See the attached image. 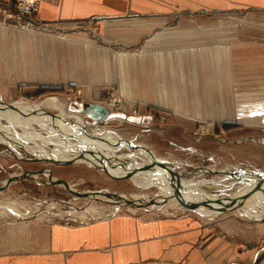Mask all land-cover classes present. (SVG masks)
Returning a JSON list of instances; mask_svg holds the SVG:
<instances>
[{"label":"crops","instance_id":"1","mask_svg":"<svg viewBox=\"0 0 264 264\" xmlns=\"http://www.w3.org/2000/svg\"><path fill=\"white\" fill-rule=\"evenodd\" d=\"M11 2L0 0V7ZM241 8H264V0H38L34 22L65 35L0 25V99L16 96V90L26 94L36 86L66 84L90 96L91 87L118 84L131 97L165 104L156 96L160 88L180 94L173 81L184 84L182 65L189 55L170 47L172 34L153 25ZM95 19L96 29L59 27ZM155 74L166 83L156 84ZM246 172L234 175L254 190V198L212 214L215 218L150 211L153 207L93 219L76 218L70 210L18 215L9 209L7 219L0 220V264H264V199L255 198L264 195V188L248 182ZM224 181L211 184L220 192L214 196H225L219 186L234 183Z\"/></svg>","mask_w":264,"mask_h":264},{"label":"rangeland","instance_id":"2","mask_svg":"<svg viewBox=\"0 0 264 264\" xmlns=\"http://www.w3.org/2000/svg\"><path fill=\"white\" fill-rule=\"evenodd\" d=\"M12 2L8 6L0 7V20L4 12L11 10ZM32 16L33 14L29 16L30 20L34 21ZM98 22L97 19L87 20L83 23L72 22L59 27L65 29L90 26L96 29ZM3 25L25 31L46 32L59 38L65 35L62 30H50L48 26L38 23L33 25L32 30L22 29L12 23ZM156 26L160 27L159 30L166 28L165 32L172 34L168 42L170 47L173 46L180 52L185 51L189 55L182 65L185 69L184 84L182 85V81H173L180 94L173 96L172 92L165 93L160 88V93L156 96L157 99H163L165 104L131 97L118 84L91 87L87 89L90 96L83 95L82 88L71 84L60 87L36 86L32 92L25 94L23 90H16V96L0 101L7 106L36 105L42 113L49 115H46L47 117L55 115L71 124H83L94 131L112 132L118 139H122V142L129 141L148 150H136L128 146L119 148L118 151L128 154L127 162L145 163L160 158L173 173L180 174L182 181L192 179L201 181L202 184H195V187L206 199H209L205 201L206 205L219 208L222 204V206L232 204L234 197L230 194L242 187L246 190V185H242L244 181L242 180L240 185L235 173L238 174L241 169L248 170L247 181L255 183L261 179L259 174L264 173V8L224 10L222 14L213 18H184L179 23L166 24L159 22L158 25H153V29ZM129 29L133 31V26ZM166 48L167 46L162 50ZM154 77L156 84L161 86L166 83L162 78L158 82L156 74ZM168 79L171 80V77L168 76ZM170 87H172L171 83ZM92 92L94 93L91 94ZM178 98L177 112L174 111L173 105ZM74 102L98 103L109 112L123 113L126 117L139 116L141 119L137 123H132L121 118H110L92 124L88 117L84 115L81 117L79 113L73 111L76 107ZM169 102L173 103L172 106ZM22 115L25 119H31L30 116L35 117L33 111L29 110ZM30 121L34 130L39 127L33 119ZM48 122L50 120H43L41 124ZM6 124V120L1 118L0 135L3 134L5 130L3 127ZM17 130L22 131L20 127L15 129ZM2 147L7 145L0 143V150ZM13 155L30 157V154L20 146ZM121 166L115 167L116 171L126 167ZM47 167L51 170V179L66 181L70 188L78 193H126L136 199L134 202L137 207L128 206L122 200H117L119 204L115 205V199L99 194L89 196L73 194L60 184L48 182L43 173L36 175L37 181L23 178L4 185V179L10 175L22 171H38ZM144 174L142 173L138 179L139 182L144 183V188H137L131 179L116 177L113 174L111 176L95 166L15 159L9 151L4 150V153H0V187L4 186L0 190V220L7 219L5 216L8 215L6 212L9 209L18 215L44 209L65 215L70 210L77 216L76 218L93 219L117 213L119 210H144L149 207H153L150 211L154 212L183 211L188 214L192 212L195 218L200 215L201 218H215L211 217L210 209L200 211L190 209L174 198L152 203L159 200L163 193L158 186H145ZM164 179L167 181L166 178ZM222 179H225V183L231 180L235 184L231 182L228 185H220V188H224L225 196L219 194L214 196L219 191L211 184ZM175 183L173 184L176 186ZM262 184L264 185V181ZM164 185H167L166 189L174 190L170 183ZM178 190L181 192L179 187ZM226 198L228 202L225 201ZM255 198L264 199V195ZM199 201L194 199L191 202ZM246 202L247 198L240 200L234 206ZM214 210L218 212L217 214L223 212ZM262 235L264 243V231Z\"/></svg>","mask_w":264,"mask_h":264},{"label":"bare ground","instance_id":"3","mask_svg":"<svg viewBox=\"0 0 264 264\" xmlns=\"http://www.w3.org/2000/svg\"><path fill=\"white\" fill-rule=\"evenodd\" d=\"M35 24L36 23L34 22L33 25H35ZM0 25L4 26L1 23H0ZM28 110L33 111V113L35 115V117L30 116V118L33 119V122L39 124L38 125L39 127L35 130L30 125L31 119H25L22 115L25 111H28ZM1 118H4L6 120L7 124H6V126L3 127V128H5V130H3V134L0 135V143H2L3 145H7V147H2V149L9 151L13 157L24 158L21 156H14L13 155L15 153V151H17V149L20 146V147L24 148V150L27 151L29 154L31 153V154H34L35 156H39V157L52 156V157L59 159V160L73 158V156L75 154H77L78 150H81L82 149L81 147H83L81 140L86 139L87 141L92 140V142L90 143L92 146L90 148L86 147L85 149H87L91 152H94V153L100 152L104 156H107L108 158H110L111 160L110 159L106 160L105 161L106 163L118 164L119 162H117V160L121 161V162H127L126 157H128V154L125 152L118 151L119 148L120 149H121V147L126 148L127 146L125 144L123 145L122 143H124V142H122V141L120 142V140H118V137L115 136L114 133L105 131L103 134L98 136L95 134L94 130H91L90 128L85 127L83 124L75 123V124L71 125L70 122H68L66 119L64 120V118H62V117H58V118L47 117L44 113H42V111L39 110V107L36 105L32 106V107L28 106V105L7 106L0 101V119ZM78 118L80 120H82L80 117H78ZM43 120H47V121L50 120V122H48L46 124H41ZM70 121H72V120H70ZM18 127H20L22 129V131H19V130L15 131V129ZM53 127H56V129H54ZM57 127H59V128L60 127L61 128H63V127L73 128L74 131L81 133V135H79V136L77 134H73L74 137L76 138V142L74 140V143H72V144H70V146H68L70 151L63 150L62 148H64V147L54 144V143H56L57 139H59V140L61 139L60 136H56L58 133ZM40 129H42V131H40ZM83 130L84 131L85 130L90 131V134H91L90 137L91 138L90 137L85 138L83 135L84 134ZM4 131H7V132H4ZM8 131H11L12 133H9ZM67 131H68V129H67ZM6 134L11 135V137L6 135ZM66 134L67 133H62V136L67 137L66 139L69 143L72 142L73 140L71 138H68V136H71V135L67 134L68 135L67 136ZM142 148L145 149L146 151H148L146 148H144V147H142ZM115 151H118V152H115ZM139 154H141V153H139ZM141 155L144 156V154H141ZM87 157L91 158V156H89V154H87ZM28 158L32 159L31 155ZM113 160H115V161H113ZM156 160L158 161L159 164L164 166V164L161 162L160 158H157ZM43 162H45V160H43ZM148 162H145V163L144 162H142V163H137V162L132 163L131 162L132 165L129 166V169H132V168L137 167V166H141L143 163L146 164ZM47 163H49V162H47ZM74 163H82V164H86L87 166H94V165H92L89 162H86L84 160H79L78 162H74ZM47 168H49V167H47ZM156 170H159V169L155 166L154 168L149 169L148 171L144 170L142 172V173H145L144 174L145 178H143V180H145V182H146L145 186H148V185L158 186L160 188L161 192L163 193V194H161V197H160L161 200L159 198V200H155L153 203L161 202V201H163L165 199H169V198H174L176 200L177 196L174 195V190L173 191H171V189L168 190V189H166L167 185H164V184L170 183L172 188H174L173 183L176 182L175 184H177L181 190V192H179V190H178V195H180V198H182V201L189 203V207H191L193 209H197L198 211H200L201 209H203V210L215 209V206L203 205V204H206V202H205L206 197H204L202 195V192L200 190L196 189L197 187H195V184H199L198 180L192 179V180H185V182H184V181H182V178L180 177V174H178V173H174V176H173V175L169 174L168 172H166L165 170H160L161 174L159 175V173L154 172ZM115 171H112V172H115ZM127 171H128V168H125L121 171L118 170L116 172L123 174ZM149 171L154 172L155 174L154 173L151 174V172H149ZM135 172L136 173H135L133 180H132L134 182V185L137 188H144L143 187L144 183H141L138 181V179H140V177H141L140 175L142 174L141 171H135ZM43 174L46 175L45 173H43ZM122 177L126 178L127 174L125 176H122ZM35 178H36V175H35ZM164 178H166L167 181ZM173 178H174V180H173ZM136 179H137V181H135ZM171 180H172V182H171ZM184 183L186 184V186H183V187L180 186V184L183 185ZM214 183L215 182H213L212 184H214ZM251 184H253V182ZM251 184H249V185H251ZM255 185H257V184H255ZM257 186H259V185H257ZM260 186H259L260 188H264L263 184H261ZM248 191H252V188L250 186H248V189H246V190L244 189V187H242L241 191L235 190L234 194H233V197H234L233 201L234 202L237 201L242 195L246 194ZM100 193L101 194H99V195H101V196H104V194H105V192H100ZM172 193H173V195H172ZM251 193L252 192H249L250 196L247 199H249V198L253 199L254 198L251 195ZM94 195H96V194H94ZM118 195L121 197V199L126 200V201H131L133 203V204H127L124 201H122L126 205L131 206V207H137L136 203L134 202V200H136V199H133L132 198L133 196H130L126 193H122V194H118ZM230 195H232V194H230ZM135 198H138V197H135ZM193 198L196 200H200V201L196 204L192 203L191 201L194 200ZM212 199H214V198H212ZM176 201L178 202L179 200H176ZM115 202H116L115 205L119 204V201H115ZM141 203H142V201H141ZM199 203H202V204H199ZM232 206L233 205H231V203H230V204H227L225 207H223V206H221V207H223L225 210L226 208H230ZM138 208H142V207H138ZM213 211L215 213H218L216 210H212L210 212L211 215L215 214ZM206 215H208V214H206ZM206 215H204V216H206Z\"/></svg>","mask_w":264,"mask_h":264},{"label":"water","instance_id":"4","mask_svg":"<svg viewBox=\"0 0 264 264\" xmlns=\"http://www.w3.org/2000/svg\"><path fill=\"white\" fill-rule=\"evenodd\" d=\"M74 103L76 104V107L73 108V111L76 112V113H79L80 115H84L85 117H88L91 120L92 124H96L98 122L105 121V120H108L110 118H121V119H125V120H127L129 122H132V123H137L141 119V117H139V116L138 117H132V116H127L126 117L125 114H123V113L109 112V110H107L104 106H102V105H100L98 103H82V102H74ZM44 114L48 115L46 113H44ZM50 117L58 118V116H55V115H50ZM71 125H73V124H71ZM53 128L56 129V127H53ZM60 128L57 127V132L58 133H57L56 136H60L61 139L60 140L57 139L56 143H54V144L64 147V148H62L63 150L70 151L68 146H70V144L74 143V140L76 142V138L74 137L73 134H77L79 136V135H81V133L77 132V131H74L73 128H67V127H63L61 129ZM67 129H68V131H67ZM40 131H42V129H40ZM62 133H67V134L71 135V136H68L66 134L68 136V138H71L73 141L69 143L67 141V139H66L67 137L62 136ZM83 133H84L83 135H84L85 138H88V137L91 136L90 131H86L85 130ZM118 140H120V142L122 141V139H118ZM81 141H82L83 147H81L82 148L81 150H78L77 154H75L73 156V158L59 160V159H56V158H54L52 156L39 157V156H35L34 154H31V153H30V155H31L32 159H30V158H18V157L17 158L21 159V160H27V161H43V160H45V162H49V163H53V164H71V163H74V162H78L79 160H84V161L89 162L90 164L94 165L98 169L106 172L109 175H111L113 173V175H115L116 177H122V176H125L127 174L126 178H129L131 180H133V177H134V175L136 173L135 171H141V173H142L144 170L148 171L149 169H152L155 166L158 169L165 170L166 172H168V173H170L171 175L174 176V173L169 168H167V166H165V164H164V166L159 164L156 159H152L148 163L142 164L141 166H137V167H134L132 169H129V166L132 165L130 162H121V161H119L118 164L106 163L105 161L109 160L110 158H108L107 156H104L100 152L94 153V152H91V151L85 149L86 147L90 148L92 146L90 144L92 142V140H88L87 141L86 139L85 140L83 139ZM123 141H124V143H122L123 145L125 144L126 146L134 148L136 150L137 149H139V150L143 149L140 145L131 144L129 141H125V140H123ZM0 153H4V150L3 149L0 150ZM87 154H89V156H91V158L87 157ZM15 159H16V157H15ZM121 165H125L126 167H123V169L128 168V171L123 173V174L117 173L115 171L117 168H115V167H117V166L118 167L119 166L122 167ZM112 171H115V172H112ZM39 173H45L48 182L60 184L65 189H67L68 191L72 192L73 194H81L83 196L101 194L99 192H90V193L89 192H79L78 193L77 191L72 190L70 188L69 184L66 181H64L62 179H51V170L49 168L40 169L38 171H22L20 173L10 175V176H8L7 178L4 179L5 180L4 185L8 184L9 182H11L13 180L23 179V178H31V179L37 181V179L35 178V175H37ZM156 173H160V170H156ZM113 175H111V176H113ZM259 177H261V179L257 180L256 184L260 186L263 183V181H264V174L263 173L259 174ZM240 182H242V181H240ZM3 187H0V190ZM238 190H240V189H238ZM253 191L254 190L248 191L246 194L242 195L237 201H235V202L233 201L231 205H233V206L237 205V203H239L238 201L245 200L246 198H248L250 196L249 192H253ZM174 195L177 196L176 199L179 200L182 204L189 206V203H187L185 201H182V198H180V195H178V185L177 184H176V186L174 185ZM104 196L105 197H112L116 201L117 200H119V201L122 200V201H124L127 204H133L131 201H126V200L121 199V197L118 194H116V193H107L106 192L104 194ZM203 205H206V204H203ZM215 209H218L220 211L224 210V208H221V207L220 208H215Z\"/></svg>","mask_w":264,"mask_h":264},{"label":"built area","instance_id":"5","mask_svg":"<svg viewBox=\"0 0 264 264\" xmlns=\"http://www.w3.org/2000/svg\"><path fill=\"white\" fill-rule=\"evenodd\" d=\"M37 6L38 0H13L11 12H4L0 22L12 23L22 29L32 30L34 21H31L29 16L36 13Z\"/></svg>","mask_w":264,"mask_h":264},{"label":"flooded vegetation","instance_id":"6","mask_svg":"<svg viewBox=\"0 0 264 264\" xmlns=\"http://www.w3.org/2000/svg\"><path fill=\"white\" fill-rule=\"evenodd\" d=\"M81 116V115H80ZM82 117V116H81ZM82 119V118H81Z\"/></svg>","mask_w":264,"mask_h":264}]
</instances>
